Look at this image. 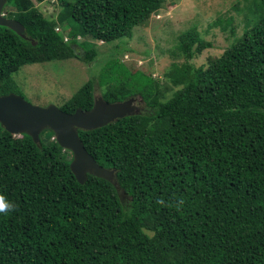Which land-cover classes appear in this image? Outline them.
<instances>
[{
  "label": "trees",
  "instance_id": "obj_1",
  "mask_svg": "<svg viewBox=\"0 0 264 264\" xmlns=\"http://www.w3.org/2000/svg\"><path fill=\"white\" fill-rule=\"evenodd\" d=\"M42 1L3 8L24 30L0 24V95L19 93L14 73L26 64L93 61L90 40L132 37L166 2L59 0L48 17ZM246 1L234 5L241 34L233 15L210 24L232 37L204 64L194 59L213 43L196 28L172 50L164 83L113 65L114 78L128 76L102 96L140 95L145 108L79 134L114 181L88 173L81 183L52 129L38 143L0 123V194L14 205L0 213V264H264V0ZM94 85L60 108L91 109Z\"/></svg>",
  "mask_w": 264,
  "mask_h": 264
},
{
  "label": "rangeland",
  "instance_id": "obj_2",
  "mask_svg": "<svg viewBox=\"0 0 264 264\" xmlns=\"http://www.w3.org/2000/svg\"><path fill=\"white\" fill-rule=\"evenodd\" d=\"M246 3V0H166L147 24L134 28L132 37L111 42L90 40L88 48L95 47L97 50V56L91 62L72 57L22 66L14 73L18 83L17 92L33 104H55L60 107L86 82H93L95 95L100 97L108 85L128 76V71H122L120 80L114 78L113 65L116 63L122 64L123 68L152 73L164 83V72L174 61L172 50L191 36L196 28L213 46L202 51L194 59L195 63L201 65L210 57L222 54L231 42L230 29L210 24L220 16L227 18L233 15L237 34H241L245 23L243 11L236 10L234 5L239 4L245 9ZM37 6L48 17H56L62 10L59 0H45L37 3ZM66 24H59V30H66ZM83 51L79 48V53ZM133 98V113L144 110L145 103L141 96L135 95Z\"/></svg>",
  "mask_w": 264,
  "mask_h": 264
},
{
  "label": "water",
  "instance_id": "obj_3",
  "mask_svg": "<svg viewBox=\"0 0 264 264\" xmlns=\"http://www.w3.org/2000/svg\"><path fill=\"white\" fill-rule=\"evenodd\" d=\"M7 1L0 0V24L22 33L24 25L3 12ZM134 99L110 102L103 96H95L91 109L78 108L69 113L55 104H33L22 95L10 92L0 95V123L14 134L28 133L38 143L42 131L52 129L58 142L72 150L71 169L81 183L87 180L88 173L114 181L115 169L104 167L95 159L81 139L79 129H95L132 114Z\"/></svg>",
  "mask_w": 264,
  "mask_h": 264
},
{
  "label": "clouds",
  "instance_id": "obj_4",
  "mask_svg": "<svg viewBox=\"0 0 264 264\" xmlns=\"http://www.w3.org/2000/svg\"><path fill=\"white\" fill-rule=\"evenodd\" d=\"M14 205L7 201L6 198L0 194V213H7L12 210Z\"/></svg>",
  "mask_w": 264,
  "mask_h": 264
}]
</instances>
